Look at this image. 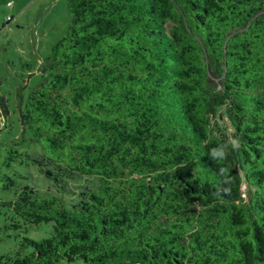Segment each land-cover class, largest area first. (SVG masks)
I'll list each match as a JSON object with an SVG mask.
<instances>
[{"label":"trees","instance_id":"1","mask_svg":"<svg viewBox=\"0 0 264 264\" xmlns=\"http://www.w3.org/2000/svg\"><path fill=\"white\" fill-rule=\"evenodd\" d=\"M67 9L20 122L40 171L97 181L72 205L18 189L4 204L52 230L0 264H264V0Z\"/></svg>","mask_w":264,"mask_h":264},{"label":"rangeland","instance_id":"2","mask_svg":"<svg viewBox=\"0 0 264 264\" xmlns=\"http://www.w3.org/2000/svg\"><path fill=\"white\" fill-rule=\"evenodd\" d=\"M68 22L67 0H0V94L7 98L9 108V113L4 114L0 105V256L14 255L24 235L39 239L52 230L51 223L25 224L4 204L14 198L18 189L30 185L72 205L83 197L82 191L97 181L93 176L64 175L56 180L40 171L32 157L42 154L43 149L31 139V130L20 122L18 96L25 97L40 81L42 58L65 33ZM12 150L21 152V156L9 158ZM55 264L93 263L61 259Z\"/></svg>","mask_w":264,"mask_h":264},{"label":"built area","instance_id":"3","mask_svg":"<svg viewBox=\"0 0 264 264\" xmlns=\"http://www.w3.org/2000/svg\"><path fill=\"white\" fill-rule=\"evenodd\" d=\"M8 18H9V16H8Z\"/></svg>","mask_w":264,"mask_h":264}]
</instances>
